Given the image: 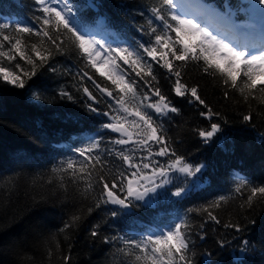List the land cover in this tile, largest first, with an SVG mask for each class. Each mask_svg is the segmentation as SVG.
<instances>
[{"label":"trees","instance_id":"1","mask_svg":"<svg viewBox=\"0 0 264 264\" xmlns=\"http://www.w3.org/2000/svg\"><path fill=\"white\" fill-rule=\"evenodd\" d=\"M198 1L199 5L230 18L241 16L239 0ZM72 2L77 8V23L93 29L96 21L100 22L97 31L112 47H135L154 39L149 34V21L152 20L153 25L159 22L153 19L150 9L160 0ZM38 9L34 0H0V24L11 25L7 32L13 35H16L13 33L16 25L38 29L36 18L41 15ZM18 35L28 55H32V44H41V37L34 34ZM43 46L52 50L48 64L56 68V72L47 64L38 68L31 80L25 78L23 89L0 81V264H137L134 257L118 251L127 247L123 240H142L164 230L180 217H186L193 227L195 264H205L209 259L212 264H264V200H254L249 207L245 204L247 188L236 191L241 181H247L249 186L264 185V103L260 99L245 100L239 91L243 77L237 88H231L218 74L206 73L203 62L181 65L183 83L197 87L208 109L220 114L209 120L200 115L201 111H208L203 105L189 103L190 97L175 95L174 78L170 79L167 70L153 62L157 86L180 111L168 116L149 112L162 126L177 155L193 166H203L199 179H185L178 172L172 173V182L158 189L146 200L148 203L135 201L136 206L130 209L114 205L96 208L93 197L99 196L98 190L85 196L83 181L70 182L68 174L53 169L66 166L69 160H75L79 167L84 158L76 149L85 147L91 137L103 135L102 149H120L121 146L112 143L116 135L101 128L103 123L110 122V116L103 113L115 114L109 108V104L114 108L115 101L103 96L92 81L81 80L78 74L89 71L102 87L111 89L112 85L85 68V62L70 40L65 38L60 53L51 49L46 41ZM0 63L17 72L16 63L24 71L32 70V66L18 56L11 63L7 60ZM84 87L93 92L98 102L88 99ZM62 90L72 99L62 98ZM147 90L141 82L138 91ZM37 95L39 100L35 98ZM254 95L264 97V92L256 91ZM89 103L99 111L89 112L86 107ZM250 111L253 119L245 122L243 116ZM211 123H219L221 130L205 142L197 130H210ZM157 147L153 145V150ZM105 158V171L117 172L121 168L118 157L105 153ZM158 160L166 164L169 158L158 157ZM178 187L186 188L182 198L170 195ZM221 196L227 199L220 207L209 209L221 223L208 221L201 230L199 224L204 222L205 215L188 212V209L207 207ZM113 210L117 211L116 216L111 215ZM74 215L80 220L72 228L61 231ZM227 223H236L243 231L225 228ZM96 225H99L96 229L99 235L93 237L91 232ZM202 231L206 233L204 239L199 238ZM242 241H248L245 252H240ZM205 252H210L211 256L201 255Z\"/></svg>","mask_w":264,"mask_h":264},{"label":"snow or ice","instance_id":"2","mask_svg":"<svg viewBox=\"0 0 264 264\" xmlns=\"http://www.w3.org/2000/svg\"><path fill=\"white\" fill-rule=\"evenodd\" d=\"M34 2L39 6L38 10L41 13L36 18L40 25L38 29L16 25L13 27V33L16 35H13L7 32L11 25L0 24V60L11 63L18 56L31 65L32 70L24 71L21 65L16 63L14 68L19 70L17 72L0 63V81L23 89L26 79L31 80L36 76L38 68L47 64L52 72H56L57 69L48 64L53 54L52 50L43 45L46 41L51 45V49L60 53L66 38L71 41L73 49L85 62V68L111 83L112 88L109 89L97 83L89 71L78 74L81 80L87 78L92 81L103 96L111 98L118 106L113 108V105L109 104V108L113 109L115 114L104 112V116H110V122L103 123L101 128L120 134L121 138L112 141L113 144L121 146L120 149H102L103 135L91 137L85 147L76 149L79 156L84 158L79 167L75 160H69L66 166L53 169L54 172L68 174L71 177L70 182L83 181L85 196L98 190L99 196L93 197L96 208L101 205H114L121 209L133 208L136 206L135 201H144L150 193H157L158 189L170 184L172 173L184 174L185 179L187 177L199 179L198 174L201 173L203 166H193L187 163L183 156L177 155L171 148L162 126L149 112L152 110L159 116H168L169 113L180 111L157 86L159 82L153 72V62L167 70L170 74L169 78H174L172 91L178 97H190L189 103L203 105L208 109L205 100L199 95L198 88L183 83L180 67L189 62L196 64L203 62V70L206 73L218 74L223 78V83L231 88H237L238 81L243 77V87L239 88V91L245 100L260 99V102L264 103V97L258 98L254 95L256 91L264 92V47L252 51L249 50L248 45L238 47L226 42L225 39L210 32L208 27L198 22L194 16L190 17L177 11L176 0H160L157 6L151 7L153 19L159 22L153 25L152 20L149 21V34L154 39L151 43H140L135 47L105 46L95 39L86 27L77 23V8L72 0H34ZM260 2L264 3V0ZM207 11H209L207 8H202L198 14ZM18 34H34L41 37L39 46L31 45L32 55L25 52L26 45ZM141 82L147 87L146 92L138 91ZM83 92L89 100L98 102L89 88L84 87ZM60 95L62 98L72 99L66 91L62 90ZM35 98L40 99L38 95ZM86 107L91 113L99 111L91 103ZM200 115L211 120L213 116L220 114L208 109L207 112L201 111ZM252 119L251 111L243 116L245 122ZM220 130L219 123H211L210 130H197V134L208 142ZM153 145L158 146L155 151ZM137 151H146L148 155L137 157ZM105 153L107 156L118 157L121 161V168L117 172L105 171L107 167ZM153 156L168 157L169 161L161 164L160 161L152 159ZM242 188L248 190L245 204L249 207L254 200H264V185L249 186L247 181H241L236 191L241 192ZM185 194V187H178L170 193L176 198H182ZM226 199L221 196L207 207L188 209V212L196 211L205 215L204 222L199 224V228L203 230L208 221L221 223L209 209L220 207L221 202ZM88 211L91 212L92 208ZM117 214V211H111L112 216ZM79 220L80 217L74 215L61 231L72 228ZM224 227L236 232L243 231L236 223H227ZM98 228L99 225L94 226L91 232L93 237L99 235L96 230ZM192 231L193 227L186 217H180L160 234H149L142 240L124 239V245L127 247L118 251L128 257H134L137 264H195ZM205 235L206 233L202 231L199 238L204 239ZM241 244L240 252H245L248 241H242ZM220 246L223 247L224 243L221 242ZM201 255L210 257L211 253L205 252ZM205 264H212V261L209 259Z\"/></svg>","mask_w":264,"mask_h":264},{"label":"rangeland","instance_id":"3","mask_svg":"<svg viewBox=\"0 0 264 264\" xmlns=\"http://www.w3.org/2000/svg\"><path fill=\"white\" fill-rule=\"evenodd\" d=\"M239 1L242 3V12L241 16L235 19L230 18L225 13L211 11V9L205 5H199L198 0H191V2L188 0H176V3L178 6L177 11L181 12V14H187L190 17L194 16L198 22L207 26L210 32H213L220 38L225 39L226 42H231L238 47L248 45L249 50L255 51L264 47V32L262 39L244 38L245 40H243L242 34L239 35L238 32L245 30L244 28L249 29V31L254 30V32L264 29V3H261L260 0ZM202 8H207L209 11L204 12L203 14H198ZM99 23L100 22L96 21L93 29H88V31L95 37V39L99 40L105 46L112 45V43L110 44L109 40L102 33L97 31ZM114 108H118V106L114 105ZM113 134L116 135L117 138H121L120 134ZM147 155L148 153L146 151L136 152L137 157ZM152 159L158 160V157L153 156ZM148 171H150V169ZM178 175L184 176V174L181 173H178ZM153 194L155 195L156 193H150L143 202L148 203L146 200L151 199ZM160 232H154L152 234H160Z\"/></svg>","mask_w":264,"mask_h":264},{"label":"bare ground","instance_id":"4","mask_svg":"<svg viewBox=\"0 0 264 264\" xmlns=\"http://www.w3.org/2000/svg\"><path fill=\"white\" fill-rule=\"evenodd\" d=\"M93 7V4H91ZM245 30L241 31V32H238V34H242V38L243 40H245L244 38L246 39H262L263 38V32H264V29L263 30H258V31H255L254 30H250L247 29V28H244Z\"/></svg>","mask_w":264,"mask_h":264},{"label":"water","instance_id":"5","mask_svg":"<svg viewBox=\"0 0 264 264\" xmlns=\"http://www.w3.org/2000/svg\"><path fill=\"white\" fill-rule=\"evenodd\" d=\"M90 6H92L91 4H89Z\"/></svg>","mask_w":264,"mask_h":264}]
</instances>
